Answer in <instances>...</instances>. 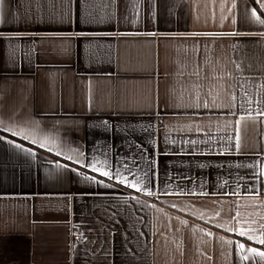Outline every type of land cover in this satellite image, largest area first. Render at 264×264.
<instances>
[{
	"label": "crops",
	"instance_id": "obj_1",
	"mask_svg": "<svg viewBox=\"0 0 264 264\" xmlns=\"http://www.w3.org/2000/svg\"><path fill=\"white\" fill-rule=\"evenodd\" d=\"M255 6L4 0L0 264H264Z\"/></svg>",
	"mask_w": 264,
	"mask_h": 264
},
{
	"label": "snow or ice",
	"instance_id": "obj_2",
	"mask_svg": "<svg viewBox=\"0 0 264 264\" xmlns=\"http://www.w3.org/2000/svg\"><path fill=\"white\" fill-rule=\"evenodd\" d=\"M252 3L254 5H256L255 7L251 8V18L252 20L259 24V25H264V15L261 14V12H258V8L259 9H264V0H252ZM4 4V0H0V8H2ZM0 22H3V16L2 13H0ZM3 33H0V36H3ZM204 35H216L215 33H206ZM230 35H235V33H230ZM261 35H264V33H261ZM249 53H251V50H248ZM254 55V54H253ZM245 56V52L242 50L240 52V54L237 55L236 59L238 61L241 60V57ZM261 57V63H264V52H262L260 54ZM249 58H251L249 56ZM255 63V61H253V64ZM235 67L237 69H241V71L246 72L248 70V65L245 63H236ZM245 82H249L252 84V86L256 87L258 84V89L259 90H264V81H256V80H249L248 78L245 79ZM245 95L247 96V91H245ZM255 103H257L258 105H260V107H258L257 109H255V116H253V113L251 110H246L248 112L247 116H241L237 121L236 124L240 125L241 121L246 120V119H255L256 117H264V97H262L261 99L255 101ZM229 109H231V105H229ZM193 143H195V141H193ZM242 147L241 145V136H240V132H239V128L237 129V134L235 136V144H234V148L236 149H240ZM69 159H71V157H69ZM60 167H66V166H60ZM92 170L95 172H101L100 168H97L95 165H92ZM82 175V174H81ZM102 175L105 177H108L110 175V173L108 171H103ZM86 180H94V177H85ZM123 183V181H121ZM130 187H137L136 184H130ZM247 190V188H246ZM149 195H152L151 192L148 193ZM250 196L253 200L255 199H264V197H262L260 194L256 193L255 190H252L250 193ZM237 217L240 216V212H236L235 214ZM261 228L264 229V225H261ZM229 231H238L239 235L241 237H247L248 240H253V239H257V237L250 235V230H245L243 227L239 228V229H229ZM238 243V247L241 250H247L248 252H250L252 254V258H256L259 257L260 260L264 261V250H260L256 247H251V248H246V245L244 243ZM259 244L260 245H264V238H259ZM244 260H248L249 256L245 255L242 257Z\"/></svg>",
	"mask_w": 264,
	"mask_h": 264
},
{
	"label": "trees",
	"instance_id": "obj_3",
	"mask_svg": "<svg viewBox=\"0 0 264 264\" xmlns=\"http://www.w3.org/2000/svg\"><path fill=\"white\" fill-rule=\"evenodd\" d=\"M39 155H40L41 157L47 158V157H45L43 154H40V153H39ZM260 247H262V246H260ZM262 248H263V247H262Z\"/></svg>",
	"mask_w": 264,
	"mask_h": 264
}]
</instances>
